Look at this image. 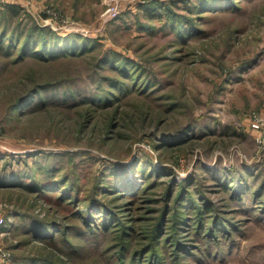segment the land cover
<instances>
[{
	"label": "rangeland",
	"instance_id": "obj_1",
	"mask_svg": "<svg viewBox=\"0 0 264 264\" xmlns=\"http://www.w3.org/2000/svg\"><path fill=\"white\" fill-rule=\"evenodd\" d=\"M185 1L197 0L16 4L22 7L17 26L34 22L49 27L48 19L57 26H78L86 35L81 30L57 33L97 39L98 51L128 60L134 76L128 80L117 71L97 72L98 52L84 59L20 64L0 77V264H20L15 259L132 264L134 253L139 264L143 257L149 259L148 247L159 239L156 227L162 217L166 234L158 249L163 264H264V150L251 125L253 114L264 117V0H231L232 10L200 18L186 10ZM154 2L191 19L196 34L188 31L180 42L167 20L152 21L140 12V6ZM5 4L0 0V9ZM107 11L117 14L103 21ZM138 23L154 28L142 32ZM47 82L78 92L110 88L109 82L129 89L117 106L118 100L105 108L50 105L4 121L17 98ZM186 128L181 141L157 146L163 134ZM12 173L48 178L53 184L47 196L59 195L65 183L86 202L104 177L100 191L122 184L139 196L132 202V196H116L118 190H113L101 198L119 214V225L108 237L74 246L64 237L44 245L34 237V222L71 226L69 207L21 186L26 181L15 180ZM181 185L183 200L178 197ZM236 186L244 192L233 194ZM67 237L76 238L74 233ZM188 242L194 254L181 252L180 261L178 244ZM89 250L99 253L85 254Z\"/></svg>",
	"mask_w": 264,
	"mask_h": 264
},
{
	"label": "trees",
	"instance_id": "obj_2",
	"mask_svg": "<svg viewBox=\"0 0 264 264\" xmlns=\"http://www.w3.org/2000/svg\"><path fill=\"white\" fill-rule=\"evenodd\" d=\"M161 3V2H158ZM157 2L140 6V12H143L147 17L152 18V21L157 18H163L170 23L171 29L175 31L180 42H185L187 37V32L189 31L192 36L196 34V28L193 27V22L189 18L178 17V15L171 14L169 12L168 6L163 7ZM186 10L194 12L198 15V18L205 16L209 12H220L224 10H232L234 8L233 2L231 0H197L193 3L191 1H185ZM22 7L16 4L5 5V8L0 9V77H6L12 70L15 69L20 64H27L29 62L39 63V64H49L62 60H77L91 57L98 53V47L101 45L97 39L82 37L79 35L63 36L49 27H40L36 23L32 22L29 26L19 27L15 23L19 17L21 18ZM203 12V13H201ZM116 20H119L118 17ZM114 21V20H113ZM111 23V22H110ZM109 23V24H110ZM142 32H150L153 29L152 24L144 25L143 23H138L136 25ZM96 59V71H117L118 73L124 74L128 80H131L134 76L130 74L129 62L126 59L118 60L116 54L110 56L109 54H104L103 51L98 53ZM123 58V57H122ZM2 77V78H3ZM105 79V78H104ZM106 80V79H105ZM120 81L119 83H121ZM139 82V81H138ZM53 82H47L44 84H36L32 88L28 89L21 97L8 108V112L4 117V121L9 123L20 117L24 118L25 115L45 106H87L86 103L90 105L97 106L99 108H105L107 106H117L125 98L126 91H128L129 86L127 85H115L113 82H109L106 87L91 88L85 92H78L71 88L60 87L62 83L58 84V87L52 84ZM104 86V84L102 83ZM127 86V87H126ZM55 91L57 92H53ZM53 92V93H52ZM52 93V94H51ZM121 95V97H120ZM34 98V103L32 104V99ZM118 100V101H117ZM116 104L114 105V103ZM70 102V103H68ZM28 105H31L28 107ZM88 105V106H90ZM189 131V128L182 129L174 134H163L162 139L157 142V146L165 148L171 141L179 142ZM159 149V150H160ZM157 175L161 174L162 169L154 168ZM138 174V170L136 169ZM15 180H21L26 183H22L21 186H25L30 190L37 193V195L43 196L45 198H53L59 204H62L65 208L69 207L67 212L71 220H73V225H63L61 223H44L42 221H35L33 226V234L37 241H41L44 245L51 244L57 241L59 238L66 237V242L71 246L77 245V242H83L90 240H97L102 234L106 238L109 233L112 232L116 225H119V214L111 211L107 203H102V197L110 194L109 192L118 190L115 192L116 196L121 193H125L126 196H132L131 201L135 202L139 196V191H131L129 187H124L121 185L114 186L112 190H102L100 188L106 177L98 180L96 187L94 189V194L91 199L86 202L83 198L75 197L74 194L70 193L69 189H66L65 183L60 186L59 195H48L46 191L50 190L51 182H48V178L45 179L43 175L30 174L28 177L23 176L21 173H12ZM27 179V180H26ZM1 180V179H0ZM16 184L17 181H12ZM55 183V181H54ZM228 182H226L227 184ZM175 185H173L174 187ZM185 185H181V190L179 191L178 197L182 200ZM177 187V186H176ZM107 188V187H106ZM233 189V194L243 193L241 187L236 186ZM244 188V187H243ZM66 189V190H65ZM52 190V189H51ZM142 190V189H141ZM188 191V189H186ZM100 194L101 197H100ZM114 194V193H113ZM112 194V196H113ZM187 195V193H186ZM113 199H108V202H112ZM181 208H184L183 205ZM178 212V211H177ZM178 217V213H177ZM165 217L160 218L156 227V236L159 235V239L154 245H149L148 250L151 251V255L143 257L139 264H163V258L159 252L158 247L164 240L165 232ZM181 223V222H178ZM182 224V223H181ZM217 231V228L216 230ZM52 232L55 236H52ZM74 233L76 238L70 239L67 234ZM125 233V232H124ZM217 237L218 234H215ZM183 240V239H182ZM101 243H97L96 250ZM170 247V244L168 245ZM178 259L182 260V253L192 255V249L190 243H179L178 244ZM196 249V248H195ZM198 249V248H197ZM196 249V250H197ZM92 250V249H91ZM90 251V250H89ZM182 252V253H181ZM98 254V251H90L85 254ZM125 257V255L122 253ZM137 256L134 253L132 264H135ZM20 264H50L48 261L46 263H39L37 261L26 262L25 260L15 259Z\"/></svg>",
	"mask_w": 264,
	"mask_h": 264
},
{
	"label": "built area",
	"instance_id": "obj_3",
	"mask_svg": "<svg viewBox=\"0 0 264 264\" xmlns=\"http://www.w3.org/2000/svg\"><path fill=\"white\" fill-rule=\"evenodd\" d=\"M7 3V4H18V5H29L31 3V0H3V3ZM5 4V5H7ZM117 14L116 11H107L103 17L102 20L103 21H108L111 20L113 17H115ZM47 25H49V27L58 32V31H63L66 34H71L74 32H79V30H81V34H85L83 32V30L78 27V26H74V25H63V26H57L56 23H52L49 19L47 20ZM78 30V31H77ZM86 35V34H85ZM252 128L258 131V135L256 136V143L258 145V147L261 150H264V117L258 114H253L252 115ZM4 223L3 219H0V224Z\"/></svg>",
	"mask_w": 264,
	"mask_h": 264
}]
</instances>
